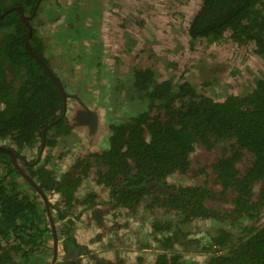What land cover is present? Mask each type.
<instances>
[{"label": "trees", "instance_id": "1", "mask_svg": "<svg viewBox=\"0 0 264 264\" xmlns=\"http://www.w3.org/2000/svg\"><path fill=\"white\" fill-rule=\"evenodd\" d=\"M47 1L0 0V147L10 148L37 187L60 195L68 208L75 206L73 194L90 168L97 169L96 183L108 191L115 208L157 215L174 210L179 224L215 218L204 201L213 197L210 187L217 185L221 198L233 194L227 201L232 209L223 216L226 220L218 219L227 222L226 230L219 228L208 237L212 255L204 264H264V75L245 86L242 97L215 102L187 81L158 82L148 68L134 63L131 74L124 76L130 98L124 96L122 80L112 93L102 88L110 109L105 113L113 119L108 122L105 143L84 150L71 169L58 176L49 162V150L57 146V138L71 133L72 124L63 113L61 87L65 90V86L55 73V63L64 62L65 57L51 55L39 32V13ZM199 2L186 27L191 44L225 37L240 47L250 43L253 53L264 61V0ZM17 7L27 18L30 36ZM66 42L69 55L74 42ZM115 95L130 102L124 99L117 108ZM196 149L210 159L207 177L211 181L168 185L169 175L188 170ZM46 151L44 161L37 160ZM239 164L243 172L237 169ZM155 183L178 195L161 192ZM46 215L36 189L19 174L10 156L0 152V264H77L73 256L77 250L90 253L66 235L65 261L52 263L53 249L48 247L52 232ZM174 226L179 225L172 218L154 219L151 224L149 235L162 251L153 264H180L183 255L175 246L202 245L205 233L180 228L171 232ZM93 260L94 264H123L117 258Z\"/></svg>", "mask_w": 264, "mask_h": 264}, {"label": "rangeland", "instance_id": "2", "mask_svg": "<svg viewBox=\"0 0 264 264\" xmlns=\"http://www.w3.org/2000/svg\"><path fill=\"white\" fill-rule=\"evenodd\" d=\"M199 5V0H48L43 5L39 15L46 24L41 28V33L49 45L51 55L65 57L64 62L59 60L55 63V69L67 78L69 85L76 90L77 98L91 106L90 117H95V120L92 117L88 118L80 107L71 105L74 109L68 113V118L74 126V139L71 140L76 142L72 143L70 152H74L80 145H84L86 149L88 147L94 149L105 143L107 126L104 115L107 103L102 97V88L112 93L113 78L117 76V72L126 75L131 72L134 63L142 64L148 60L147 56L150 53L142 51L148 44L147 40L155 37L159 39L160 44L166 46V60L172 65H180L178 68L170 67L167 71H183L184 81L216 101L222 99L224 91L228 90L230 85L237 90V86L253 84L254 79L264 74V61L255 55L252 57L250 49L246 47L241 48L223 41L211 44L204 40L191 45L184 35V29L192 15L199 9ZM74 19L81 22L79 26L76 25L77 38L70 37L69 32L63 35V30L69 29ZM148 25L150 28H147ZM132 32L133 36L129 34ZM124 33L128 37H125ZM165 33L170 34L169 41ZM182 35L185 36L184 40ZM69 37L74 44L68 55L64 43L65 38ZM138 43L142 44L137 46ZM152 45H155L152 47L154 54L163 53V48L158 43ZM70 55L74 60L70 59ZM151 64L152 61L149 65ZM173 74L178 75L175 72ZM118 79L124 82L121 86L125 90L124 96L128 97L130 93L125 87L123 76ZM201 86L202 90L199 88ZM124 96L118 98L115 95L113 99L118 103L125 99L126 103L128 98ZM59 147L65 149L66 145L62 144ZM51 152L49 155L54 153ZM195 153L192 154L195 163L197 161L201 163L196 166L197 169L190 170L186 177L168 180L169 185H195L204 183L206 179L211 181L206 174H199L198 170L204 169L205 173L209 174L210 159L202 157L199 149ZM45 155L47 154L43 153L42 157ZM66 163L63 160L62 166L65 167ZM203 163L207 164L204 168L201 167ZM91 181L89 177L84 180L81 191L91 190ZM149 215V212L139 211L138 215L132 216V221L125 220L126 225L123 220L118 226L117 233L114 234V230L110 231L105 240L110 237L111 240H116L115 236L120 240L123 236L119 235H124V238L120 240L119 247L106 248L105 257L114 259L118 256L117 259H121L124 264H139L138 250L143 242L151 240L149 220L153 218ZM164 216L174 219L173 213L164 212ZM219 226L217 222L201 221L193 223L191 230L212 233ZM147 257L145 256L146 260Z\"/></svg>", "mask_w": 264, "mask_h": 264}, {"label": "flooded vegetation", "instance_id": "3", "mask_svg": "<svg viewBox=\"0 0 264 264\" xmlns=\"http://www.w3.org/2000/svg\"><path fill=\"white\" fill-rule=\"evenodd\" d=\"M39 18H40L39 32L41 33V28L46 24V21H44L40 17V15H39ZM78 20L79 19H74L72 24L69 25V29H67L65 31L63 30L62 34L66 35L69 32L70 37H72V36H74V38L77 37L78 30L76 28V25L78 24V26H79L81 24V22L79 23ZM83 25L86 26L84 23H83ZM144 27H145V24L141 28L142 32H144L143 31ZM147 28H150V26L148 25ZM186 29H184L185 30L184 35L187 37ZM135 31H138V30H135ZM165 32H166V29H165ZM129 34L131 36L134 35L133 32L129 33ZM124 35H125V33H124ZM184 35H182L183 40L185 39ZM42 36H43V34H42ZM70 37L65 38V40L66 41L70 40L71 39ZM125 37H128V36L125 35ZM142 37H143V35H142ZM166 38L169 41L170 40V34H168V35L166 34ZM187 39H189V38L187 37ZM201 40L202 39L197 40L193 43H196V42L201 41ZM66 41H65V43H67ZM222 41L223 42H231L232 44H235L236 46H238L231 39H228L225 37L221 41H218V42H208V41H206V42L211 43V44H216V43H219ZM147 42H148V44L146 45V47H144L142 49V51L146 52L147 54L150 53V55H148L149 57L147 56L148 60L146 62L142 60L143 63L141 64V66L144 68H148L153 73L154 79L158 82H165V81L171 80V81H173V83H179V82L184 81L185 74L183 71H167L170 69V67L178 68V67H180V65H172L171 62H168L166 60V58H165L166 46H162L160 44L161 41H159V39H157L156 37L151 39V40H147ZM142 43H140V44L138 43L137 46L141 45ZM153 43H158L161 46V48H163V53H161V54L155 53L154 54V49L152 47L155 45H152ZM238 47H240V46H238ZM243 47L250 49L252 57H253V55L257 56L256 54L253 53L254 46H251L250 43L248 45L245 44V46H241V48H243ZM141 48L142 47H140L139 50H141ZM169 50L170 49H168V52H169ZM144 52H141V53H144ZM258 58H260V57H258ZM151 61H152V64L149 65V63ZM58 72L59 71H55V73L58 75V77L62 81L63 85L65 86V90H64V88L61 87V89H62L61 94H62V102H63V113L64 114L67 113V115H68V113L71 111V105L74 104L75 107H80L83 110L82 111L83 114H85V110L88 111L86 117L89 118L90 115L92 114V113L90 114L91 106L77 98L78 96L76 94V90H73V86L69 85L67 78H64L63 74L61 72H59V73ZM131 72H129L126 75L131 74ZM173 72L178 73V75L173 74ZM116 75H117L116 76L117 78L116 77L113 78V84H112L113 86L115 85V83H116V85H119V83L117 82V81H119L118 77L123 76V79H124V76H125L124 73H122V72H117ZM262 76L259 77L258 79H261ZM254 81H255V79H254ZM249 85H252V84H249ZM68 86H70V88L74 92L70 91L71 89H69ZM193 87L196 89V87L194 85H193ZM199 88H201V90H202L203 86H201ZM236 88H237V90H235L234 87L230 85L229 89L224 91L222 99L216 101L212 98V100L215 102H221L224 99H227V97H229V96L240 95L238 97H242V95H243L242 92L244 90V87L237 86ZM241 88H242V91H241ZM196 90L198 93L203 94L199 91V89H196ZM123 91H125V90H123ZM66 92H68L69 94H73L72 97L68 96ZM63 94H65V95L63 96ZM203 95L206 97H209L208 95H206V93ZM128 98H130V97H128ZM209 98H211V97H209ZM114 103H115L117 108H120V104L117 101H114ZM120 103H122V102H120ZM106 107H107L106 110L108 111L109 108H108V106H106ZM109 113H110V109H109ZM77 114H79V113H77ZM91 117L95 120L94 116H91ZM104 117H105L106 126L108 127L109 120H113V119L107 113L104 115ZM68 121H70V119H68ZM73 129H74V126L72 125V130H71V133L69 135H64V136H61V137L56 139L57 146L54 148L52 147L49 150V154L52 153L51 151L54 152L52 155H49L47 151L45 152V154H48V156L51 157V161H49V162H50V164H52V167H53L52 169L55 170V173L58 176L69 171L71 169L72 165L74 164V162L78 158H80V155L83 152V150L86 149V147L84 145H80L78 148H76V150L74 152H72V151L70 152V150L72 148L71 147L72 143L76 142V140L75 141L71 140L73 138V132H74ZM62 144L66 145L65 149H62L59 147V145H62ZM195 151L193 153H195ZM192 154L190 155V166H189L188 170L183 174L178 173V172L172 173L171 175H169L167 177V184H168V180L173 179L174 177L175 178H182V176L186 177V175L190 172V170H196L197 169L196 166L200 165L201 163L199 161H197L198 164L195 163V159L193 158ZM195 154H197V153H195ZM200 154H202V153L200 152ZM70 155H72V156H70ZM37 158H38L37 160L40 159L41 162L44 161L42 155H41V157L39 156ZM63 160L67 162L65 167L62 166L65 164V163L62 164ZM40 161H39V163H40ZM206 165L207 164L203 163L201 165V167L204 168V166H206ZM238 166L239 167L237 169L240 170V172H243L241 165L239 164ZM198 170H199V174H202V175L206 174V177L208 176V174L205 173L204 169L198 168ZM96 171H97L96 168H90L89 173L87 174L86 178L84 179V180H87L88 177H89V179L90 178L92 179L91 190L84 191V192L81 191L82 190L81 189L82 183L84 181L83 180L81 185L78 186L76 192H74L73 198H75L76 201L73 202V203H75V206L72 208H68L64 204V200L61 198L60 195L55 194V193L46 194V193L42 192L40 190V188L37 187L36 183L32 179H30V177H28L32 182L31 186L34 189H36L37 194L42 199V202L46 208V212H47L46 216H47V219L49 221L51 232H52V242H50L48 245V247H50V248L52 247V249H53L52 263H54L56 261H59V262L65 261L63 238H65L66 235H71L75 241V244L80 249H81V247H84V248H87L88 251H90V253H88L86 255V254H83L81 250H77L76 254L73 255L74 260L77 262V264H94V260H93L94 258H97V257L107 258L104 255L105 254L104 251L106 250V248L113 247V246L119 247L121 245L120 240H122L124 238V235H119V236H123L120 240L117 239V236H115L116 240H111L112 237L105 240L106 237H108L109 232L114 230V234H115V232L117 233L118 226H120L122 224L123 220H124L123 223L125 224V220L132 221L133 220L132 216L134 217L135 215H138L139 211L141 213L140 209L135 214H129L126 209L115 208L114 205L111 203V199L109 198L108 191L104 187H102V185H99L96 183ZM155 184H157V183H155ZM260 184H257V186ZM177 185L185 186L186 184H177ZM177 185H176V187H180ZM210 191H211V195L213 197L209 198L208 200H206L204 202H205L206 207L212 211L210 214L214 213L212 215H216L215 218L214 217H208L206 219L194 218L189 222H185L184 224H179V219L176 216L174 217V219H172L174 222V225H179V226H174V228H175L174 230H177L180 228L184 232L189 231L191 233H195L193 230H191L192 229L191 226L193 225V223H197V222H201V221L214 223L215 221H217V223L220 225L219 227L216 228V230L214 232L205 233V235L202 236V238H201L202 239L201 240L202 245H200V248L204 245V247L202 249H200V248L188 249L187 247H186L187 248L186 249V248H181L179 246H175L174 247L175 250L179 251L183 255L181 258L180 264H204L206 259L210 255H212V253L208 247L209 244H207L208 237L209 238L213 237L219 228L226 230L227 222H221L220 220L218 221V219L222 218V220H226L225 217H223V216L226 215L227 213H229L230 210L232 209V205L227 201H229L233 197V194L227 193L226 197L221 198L219 195L220 190H219V187L217 185H212L210 187ZM91 194L96 195L97 198L93 199L90 196ZM255 194H256V190H255ZM175 195H178V194H175ZM146 212H148V211H146ZM165 212L174 214V210H167ZM163 213L164 212H162L161 215H157L156 213H151L149 215L153 218V220H149V223H150L149 230H151V224L153 223L154 219L160 220L162 218V219L168 220L170 218V217L166 218ZM174 230L172 228L171 232ZM199 239L200 238L198 237L197 241H199ZM123 245H125V244H123ZM141 246L142 247H140L138 250V255L140 257L137 260H138L139 264H153V262L155 261L157 256H159V253H162V251L159 250V245L154 242L152 237H151L150 241H146L145 243L143 242V244ZM130 247H131V245H130ZM201 251H204V252H201ZM145 256H148L147 257L148 260L145 259ZM116 258H119V257L117 256ZM108 259H110V258H108ZM123 264H124V262H123Z\"/></svg>", "mask_w": 264, "mask_h": 264}, {"label": "water", "instance_id": "4", "mask_svg": "<svg viewBox=\"0 0 264 264\" xmlns=\"http://www.w3.org/2000/svg\"><path fill=\"white\" fill-rule=\"evenodd\" d=\"M16 10H18V12H19V14H20V18H21V20H22V22L27 26V28H28V36H30V32H31V27H30V25H29V23L27 22V18L24 16V14H23V11H22V9L21 8H19V7H17L16 8ZM33 56H35L34 54H32ZM36 57V56H35ZM38 59V58H37ZM39 60V59H38ZM40 61V60H39ZM65 94H63V96H64ZM0 152H5V153H7L9 156H10V158H11V160H12V162H13V165H14V167L17 169V171L19 172V174L28 182V183H30L31 185H32V182H31V180L28 178V176L20 169V167L18 166V164H17V162H16V160H15V157H16V155H15V153L10 149V148H7V147H0ZM155 186L161 191V192H163V193H165V194H170V193H172V194H177L176 192H172V191H170L169 189H167V188H165V187H163L162 185H160V184H155Z\"/></svg>", "mask_w": 264, "mask_h": 264}]
</instances>
